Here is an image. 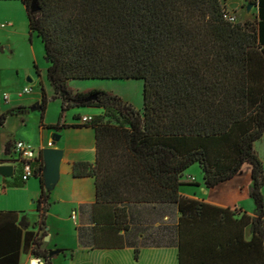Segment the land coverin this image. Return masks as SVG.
<instances>
[{
	"label": "trees",
	"instance_id": "16d2710c",
	"mask_svg": "<svg viewBox=\"0 0 264 264\" xmlns=\"http://www.w3.org/2000/svg\"><path fill=\"white\" fill-rule=\"evenodd\" d=\"M20 1L49 59L54 93L43 86L42 125L54 100L61 112L48 127L58 131L68 110L103 108L79 126L95 130V162L73 164L75 176L95 178L97 203H177L181 264H264V163L255 148L264 135V0H251L256 14L245 21L230 20L223 0H39L36 11L33 0ZM74 79L143 80V109L106 89L76 91ZM4 101L0 73L1 125L22 108L4 112ZM43 158L34 161L39 233L24 232L26 215L0 212V264H19L22 249L51 263L42 248L50 208ZM196 163L208 188L249 163L254 215L182 195L181 185L197 184L183 178Z\"/></svg>",
	"mask_w": 264,
	"mask_h": 264
},
{
	"label": "crops",
	"instance_id": "0c3cea01",
	"mask_svg": "<svg viewBox=\"0 0 264 264\" xmlns=\"http://www.w3.org/2000/svg\"><path fill=\"white\" fill-rule=\"evenodd\" d=\"M1 93L3 98L8 95V101L11 100V93L2 89ZM41 99L42 96L36 102V106ZM59 101L61 103L60 99ZM56 105L59 109V105ZM20 106L22 108L19 112L9 115L17 116L21 120L16 131L8 128L9 116L4 125L0 124L5 131L2 135L0 165H14L12 175L0 173V212H11V216L17 217L18 220L26 215L30 220V226L24 229V232L33 231L35 235L39 233L40 226L35 225V222L39 217L36 201L42 191L40 177L34 174L28 180H23V166L16 161L18 156L14 150V143L17 140H25L40 150L48 147L62 149L60 176L50 190V208L44 227L47 235L43 237L42 245V248L50 251L60 250V253L50 256V264H181L183 213L177 203L98 204L95 178L74 175L75 162L94 163L96 160L95 130L79 126L84 123L85 116L102 114L103 108H72V111L67 112L65 120L68 127L58 131L48 127L58 121V113L49 119L50 105L44 115V125L41 123L40 109H38L40 115L33 119L25 116L30 113L31 108L24 105L17 107ZM76 115L81 117L75 118ZM56 132L60 134V140L55 145H49ZM263 140L264 135L255 143V148ZM7 142H12L10 153L6 152ZM258 154L260 155L259 152ZM246 165L249 169L244 172ZM45 167L44 162V170ZM183 178L194 179L197 184L181 185L182 195L221 208L242 209L254 215L256 205L250 196L253 180L252 167L249 163L244 164L242 170L232 179L212 188L204 184L202 170L201 172H197L195 168L187 170ZM74 215L76 218H73ZM125 215L127 225L122 226L120 222L125 219ZM71 222L74 227L70 225ZM15 223L19 224L17 221ZM41 234L43 231L39 235ZM247 236L250 238L249 229ZM34 257L36 256L31 249H22L19 264H30ZM185 258L191 263L195 261L191 256ZM196 260L199 261V258Z\"/></svg>",
	"mask_w": 264,
	"mask_h": 264
},
{
	"label": "rangeland",
	"instance_id": "374dc122",
	"mask_svg": "<svg viewBox=\"0 0 264 264\" xmlns=\"http://www.w3.org/2000/svg\"><path fill=\"white\" fill-rule=\"evenodd\" d=\"M223 2L226 4L229 13L235 15L240 21L251 20L256 14L255 6L248 10V6L252 4L251 0H224ZM2 23H9V25L0 27L1 89L12 95L10 101L3 102L2 111L9 112L18 105H24L31 108L30 113L25 116L34 119V117L40 115L39 110L32 109L36 107V102L42 96L43 86L48 96L53 95L52 86L47 78L48 61L45 56L44 45L36 33H31L27 12L21 1H0V24ZM29 78L32 80L30 81ZM70 85L76 91L94 88L106 89L129 101L137 109H143V80L74 79L70 82ZM25 86L32 87L33 90L30 93H23ZM56 104L59 105V109ZM49 105V119L55 117L57 113L59 117L61 112L59 99L51 101ZM69 111H72V109L67 112ZM19 120L20 118L17 116H9L8 128L16 131L20 126L21 120ZM4 132L1 126L0 157L3 149L2 135ZM256 148L264 163V140L259 142ZM192 168H195L197 172H201L198 163L193 164L188 170ZM248 169L249 167L246 165L244 172ZM72 224L71 222L70 225L74 227ZM46 240L48 239L46 238Z\"/></svg>",
	"mask_w": 264,
	"mask_h": 264
},
{
	"label": "water",
	"instance_id": "95a60500",
	"mask_svg": "<svg viewBox=\"0 0 264 264\" xmlns=\"http://www.w3.org/2000/svg\"><path fill=\"white\" fill-rule=\"evenodd\" d=\"M38 1L39 0L32 1L31 3L32 11H36L39 9ZM253 6L254 4H250L248 6V10H250ZM47 61H49V59H47ZM29 80L31 81L32 79L29 78ZM38 109H40L39 104L33 108V110H38ZM60 138H61L60 134L56 132L52 138V145H55L57 141L60 140ZM42 152L46 166L44 170L45 183L47 189L51 190L59 180L60 162L63 157V150L56 147H48V148H44ZM0 173L4 175H12L14 173V165H5V164L0 165ZM46 238L49 239L48 236ZM58 253H60V250H51L50 256H53Z\"/></svg>",
	"mask_w": 264,
	"mask_h": 264
},
{
	"label": "built area",
	"instance_id": "2783aa9c",
	"mask_svg": "<svg viewBox=\"0 0 264 264\" xmlns=\"http://www.w3.org/2000/svg\"><path fill=\"white\" fill-rule=\"evenodd\" d=\"M228 17L232 21L236 20V17L233 14L229 13ZM8 25H9V23H2V24H0V27H7ZM32 90H33L32 87L25 86L23 89V93H30ZM4 99H9V96L5 95ZM88 119H90V117L85 116L83 118V121L85 122ZM49 145H52V142H50ZM14 150L18 156L16 158V161H18V163H21L23 166V180L26 181L35 174L34 161L36 159H38L40 152L42 150L37 149L31 143H29L25 140L15 141ZM192 180H194V179H192ZM73 218H76V215H74ZM30 264H46V262L42 257L36 256L31 260Z\"/></svg>",
	"mask_w": 264,
	"mask_h": 264
}]
</instances>
